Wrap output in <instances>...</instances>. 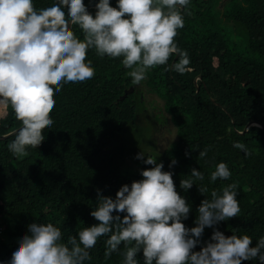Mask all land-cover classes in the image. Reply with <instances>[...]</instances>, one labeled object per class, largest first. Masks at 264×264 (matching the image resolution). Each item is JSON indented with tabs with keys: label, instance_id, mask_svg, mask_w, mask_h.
<instances>
[{
	"label": "trees",
	"instance_id": "16d2710c",
	"mask_svg": "<svg viewBox=\"0 0 264 264\" xmlns=\"http://www.w3.org/2000/svg\"><path fill=\"white\" fill-rule=\"evenodd\" d=\"M49 2L33 0L37 9ZM84 3L88 7L96 0ZM110 4L115 6V0ZM182 15L184 26L174 41L189 59L183 73L172 69L180 57L171 55L167 64L148 69L136 84L122 58L102 57L89 49L86 60L92 61L94 76L53 93L55 105L49 114L54 123L42 130L41 143L13 154L7 145L14 136L0 139V189L6 191L0 199V260L11 255L31 223H53L65 242L98 223L90 215L97 191L115 198L123 184L142 179L141 170L152 167L129 157L122 141L129 127L148 121L150 114L152 121L170 122L175 128L169 148L156 146L158 155H145L163 162V170L173 174L176 191L191 205L185 226H195L197 208L206 196L234 183L240 212L213 227L225 235L247 234L252 246L264 236V0H190ZM72 30L83 39L78 26ZM20 124L9 105H0V136ZM159 125L153 122V129ZM235 141L244 143L249 154L235 148ZM204 149L206 156H199ZM173 159L176 163L170 167ZM220 161L231 176L211 181ZM192 168L204 178L194 179L185 191L180 180L188 178ZM199 187L207 191L201 193ZM212 231L205 227L195 251L210 240ZM106 238H98L85 264H121L123 244L121 252L105 257ZM136 258L143 264L142 251Z\"/></svg>",
	"mask_w": 264,
	"mask_h": 264
},
{
	"label": "clouds",
	"instance_id": "9594fccd",
	"mask_svg": "<svg viewBox=\"0 0 264 264\" xmlns=\"http://www.w3.org/2000/svg\"><path fill=\"white\" fill-rule=\"evenodd\" d=\"M92 3V0H89ZM190 0H96V11L87 10L84 0H50L37 9L33 0H0V105H9L20 126L7 145L13 154H22L26 146L41 143L45 128L54 121L50 110L55 105L54 92L64 84L82 82L95 74L89 49L99 56L120 57L133 83H140L147 70L167 64L171 55L180 57L172 65L183 73L189 64L185 52L174 37L184 26L182 10ZM83 32L78 38L72 26ZM233 146L249 154L247 146L235 141ZM207 149L199 151L204 157ZM187 155V153H186ZM151 168L141 170L142 179L123 184L115 198L101 195L90 215L98 221L83 227L65 242L61 229L51 222L31 223L17 238L11 255L0 264H85L89 250L98 238L105 239V257L121 252V264H241L256 259L264 264V236L225 235L213 227L240 212L234 183L213 190L199 204L193 227L183 223L191 205L176 191L171 171L163 162L137 153ZM176 161L173 159L171 165ZM231 176L228 165L220 161L211 172V181ZM203 173L192 168L190 176L180 180L187 191ZM205 193V187H199ZM115 213V214H114ZM120 213H124L123 216ZM205 227H212L211 238L199 251Z\"/></svg>",
	"mask_w": 264,
	"mask_h": 264
},
{
	"label": "rangeland",
	"instance_id": "374dc122",
	"mask_svg": "<svg viewBox=\"0 0 264 264\" xmlns=\"http://www.w3.org/2000/svg\"><path fill=\"white\" fill-rule=\"evenodd\" d=\"M151 115V119L154 117ZM156 118V117H155ZM148 117L146 122H138L136 125L131 126L127 129L126 133L123 135L122 141L125 143L129 157L133 159L137 158V153L144 152L145 154L158 155L155 152V147L157 149H167L173 144V137L175 135V128L170 122L163 124L162 121H152ZM153 122L160 124L159 127L153 129ZM159 151V150H158ZM157 157V156H156ZM134 166V163L131 164ZM6 195L5 189H0V199ZM3 236L0 237V240Z\"/></svg>",
	"mask_w": 264,
	"mask_h": 264
},
{
	"label": "water",
	"instance_id": "95a60500",
	"mask_svg": "<svg viewBox=\"0 0 264 264\" xmlns=\"http://www.w3.org/2000/svg\"><path fill=\"white\" fill-rule=\"evenodd\" d=\"M111 1H112V0H110V3H111ZM93 7H95V4H91V5H89V6L87 7V10H88L89 12H91V8H93ZM124 97H125V96H124ZM259 125H260V124H259ZM260 126H261V125H260ZM15 132H16V131H14V132H12V133H10V134H8V135H5V136H0V139H8V138L14 136Z\"/></svg>",
	"mask_w": 264,
	"mask_h": 264
}]
</instances>
